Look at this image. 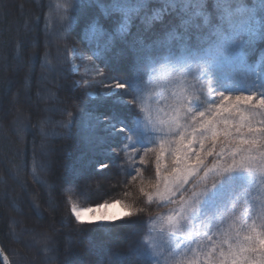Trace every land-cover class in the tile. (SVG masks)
I'll return each instance as SVG.
<instances>
[{
	"label": "snow or ice",
	"instance_id": "snow-or-ice-1",
	"mask_svg": "<svg viewBox=\"0 0 264 264\" xmlns=\"http://www.w3.org/2000/svg\"><path fill=\"white\" fill-rule=\"evenodd\" d=\"M0 8L6 17L2 0ZM258 8L264 12V0ZM257 11L242 0H58L45 17L46 36L50 23L64 38L81 24L92 55L72 51L90 61L97 76L112 80L102 92L86 88L84 95L111 99L126 110L114 107L102 116L73 99L55 109L67 119L56 121L63 131L52 133L71 138L78 110L93 151L105 158L123 153L125 162L117 167L130 176L121 182L131 189L123 192L125 199L87 208L73 203L71 209L81 225H129L118 241L126 249L113 251L107 264H264V51L249 62L255 40L264 39ZM33 32L29 24L24 37ZM49 56L46 51L41 66L59 74L67 57L52 63ZM36 59L31 53L30 69ZM97 60L116 62L121 74L107 76ZM49 121H41L45 137L43 124ZM114 137H121L119 149L112 147ZM52 151L69 154L66 145L41 144L42 154ZM48 166L46 160L39 165ZM150 168L154 175L146 179ZM107 169L108 163H98L97 171ZM138 198L166 210L141 222L139 236L133 225L145 209L137 207ZM115 205L120 214L107 211ZM73 252L70 241L62 264H69Z\"/></svg>",
	"mask_w": 264,
	"mask_h": 264
},
{
	"label": "trees",
	"instance_id": "trees-1",
	"mask_svg": "<svg viewBox=\"0 0 264 264\" xmlns=\"http://www.w3.org/2000/svg\"><path fill=\"white\" fill-rule=\"evenodd\" d=\"M242 2L252 5L260 3V0ZM57 3L58 0H18L17 4L6 2L8 15L0 14V52L4 54L2 61L7 64L5 72L0 70V133L5 134L0 140V149L5 151L0 155V246L10 264H62L65 249L71 241L74 252L67 257L69 264H91V250L98 256L103 254L101 264H107L113 251L126 249V244L118 241L129 225L119 220L111 222L112 227H105L109 222L103 221L81 225L73 215L71 205L92 207L105 200L125 199L123 192L131 189H125L121 182L130 179V176L120 172L117 167L125 162L123 153L119 157L105 158L99 154V150L93 151L84 138L82 114L78 110L73 112L71 138L61 139L52 133L63 131L56 127V121L67 119V113L55 109L71 103L73 99H83L86 111H94L102 116L111 115L114 107L121 112L126 110L119 105L114 106L111 99L84 95L86 88L90 92H102L112 80L97 76V69L90 61L82 59L78 52L72 57L77 68L75 71L71 69L70 53L73 48L82 51L84 56L92 55L83 39L79 22L72 26L66 38L52 32V23L49 25V35H45V17ZM18 5L24 8L23 17L19 15L21 11ZM3 11L0 8V13ZM14 21H21L26 28L31 24L34 32L26 38L25 32L21 33L13 42L9 41L13 34L11 22ZM21 38H24V42H21ZM254 47L256 52L251 60L264 48V39L257 40ZM46 51L50 53L52 63L57 58L67 57L59 74H50L41 66ZM33 52L37 59L30 69L29 56ZM14 57L18 62L12 66ZM96 64L109 77L121 74L120 65L116 62L105 65L97 60ZM42 75L44 79H41ZM2 81H7L6 90ZM24 86L27 87L28 99L21 97ZM12 100L15 102L12 103ZM16 111L21 112L24 118L18 113L14 114ZM48 118L50 121L43 124L44 130L49 133L45 137L40 131L41 121ZM9 126L13 128L8 130ZM22 127L23 131H18ZM42 143L52 149L66 145L69 154L64 157L59 151H52L44 155L41 152ZM112 147H122L121 137L112 139ZM44 160L48 161L49 166L40 168ZM136 160L138 162L139 157ZM100 162L108 163L109 169L97 171ZM137 167H140L139 163ZM104 175H109V180L98 185V179ZM144 175L146 179L151 178L154 168L146 169ZM133 194L136 195L135 192ZM137 207L145 209L133 225L139 236L145 228V223L141 222L165 209L149 206L143 202V198L137 199ZM81 228L83 231L78 232ZM38 233H47L51 239H45ZM28 238L33 239V243L25 252L23 242ZM112 239L114 243L108 245L107 242ZM89 242L91 246L86 248ZM95 245H98L97 248Z\"/></svg>",
	"mask_w": 264,
	"mask_h": 264
},
{
	"label": "rangeland",
	"instance_id": "rangeland-1",
	"mask_svg": "<svg viewBox=\"0 0 264 264\" xmlns=\"http://www.w3.org/2000/svg\"><path fill=\"white\" fill-rule=\"evenodd\" d=\"M6 2H9L10 4H17V2H18V0H4V2H3V4L4 3H6ZM258 5H259V3H254V4H252V5H247L248 7H257V9H258V11H257V19L258 20H261L262 22H264V12H261L260 10H259V8H258ZM18 9L21 11L20 12V16H24L23 15V12H22V10H24V8L21 6V5H18ZM11 24H12V27H10L11 28V31H12V35H11V37L9 38V41H14L16 38H18L19 37V34H21V33H24V32H26L27 31V28L25 27V25H22L21 24V21L20 22H17V21H14V22H11ZM1 33V32H0ZM260 38H257L256 40H255V42L257 41V40H259ZM0 41H1V39H0ZM33 44V43H32ZM262 51H264V48H262L259 52H258V56L255 58V59H253V60H249V62L250 63H254V62H256L258 59H259V55H260V53L262 52ZM73 55H76V52H71L70 53V65H71V69L73 70V71H75L76 70V68H77V63H76V61L75 60H73L72 59V57H73ZM4 59V54L3 53H1L0 52V70H2V71H4L5 72V70H6V66H7V64H6V62L5 61H2ZM13 63L11 64L12 66L15 64L16 65V62H18V59H15V57H14V59H13ZM3 82V88L5 89V87H4V84H5V81H2ZM0 83H1V81H0ZM111 84V83H110ZM108 86V85H107ZM24 89L22 90V92H21V97L23 98V99H28V95H27V92H26V86H24L23 87ZM13 102H15V100H12V103ZM19 114L20 116H21V118L23 117L24 118V116H22V114H21V112L19 113V112H15L14 114ZM13 128V126H9L8 128V130H10V129H12ZM5 137V134H3V133H0V140L2 141V139ZM149 147H151V145H148ZM5 151L2 149H0V155L2 156L3 155V153H4ZM16 156V154H14V157ZM9 170H10V168H9ZM12 171V170H11ZM109 177V175L107 176V175H104V177H101V178H99L98 179V181L99 182H105V181H108L109 179H107ZM85 188V187H84ZM110 204L112 203V202H109ZM49 204V203H48ZM49 206V205H48ZM77 206V205H76ZM78 208H87V207H81V206H77ZM93 207V206H92ZM71 209H72V205H71ZM72 211V210H71ZM100 211H105L104 209H101ZM107 211H109V212H116L117 214H120L122 211H123V209L121 208V206L120 205H115V206H113V207H110L109 209H107ZM166 210H163V211H161V212H159V213H164ZM99 214V212L98 213H96V215H98ZM73 215H74V213H73ZM87 216H91V215H93L92 213H88V214H86ZM75 216V215H74ZM20 231H22V229H20ZM124 234V233H123ZM117 238V237H116ZM116 238H115V240H116ZM118 238H119V236H118ZM33 243V239H30V238H28V239H25L24 240V242H23V248H24V250H25V252H27L29 249H30V245ZM114 243V241H113V239L112 240H110V242H107V244L108 245H110V244H113ZM97 246L98 245H95V248H97ZM101 257H103V254H102V256H98L96 253H94L92 250H91V253H90V258H91V264H101V261H102V258ZM32 258V257H31ZM33 259V258H32ZM80 264V263H79Z\"/></svg>",
	"mask_w": 264,
	"mask_h": 264
},
{
	"label": "water",
	"instance_id": "water-1",
	"mask_svg": "<svg viewBox=\"0 0 264 264\" xmlns=\"http://www.w3.org/2000/svg\"><path fill=\"white\" fill-rule=\"evenodd\" d=\"M0 262L1 264H10L6 254L3 252L0 246Z\"/></svg>",
	"mask_w": 264,
	"mask_h": 264
}]
</instances>
